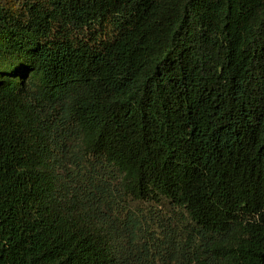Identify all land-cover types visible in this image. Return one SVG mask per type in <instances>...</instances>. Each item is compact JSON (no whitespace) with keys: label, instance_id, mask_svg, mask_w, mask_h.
<instances>
[{"label":"trees","instance_id":"1","mask_svg":"<svg viewBox=\"0 0 264 264\" xmlns=\"http://www.w3.org/2000/svg\"><path fill=\"white\" fill-rule=\"evenodd\" d=\"M0 264H264V0H0Z\"/></svg>","mask_w":264,"mask_h":264},{"label":"rangeland","instance_id":"2","mask_svg":"<svg viewBox=\"0 0 264 264\" xmlns=\"http://www.w3.org/2000/svg\"><path fill=\"white\" fill-rule=\"evenodd\" d=\"M121 207L123 208L122 213L129 212L131 215L140 218L143 222H149L162 217L166 218L173 214V208L164 201L140 202L127 199L122 203Z\"/></svg>","mask_w":264,"mask_h":264}]
</instances>
